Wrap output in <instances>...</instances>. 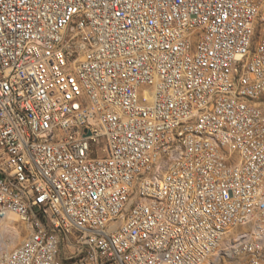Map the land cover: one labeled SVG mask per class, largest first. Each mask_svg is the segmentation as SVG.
<instances>
[{"label":"built area","instance_id":"1","mask_svg":"<svg viewBox=\"0 0 264 264\" xmlns=\"http://www.w3.org/2000/svg\"><path fill=\"white\" fill-rule=\"evenodd\" d=\"M262 0H0V264H264Z\"/></svg>","mask_w":264,"mask_h":264},{"label":"rangeland","instance_id":"2","mask_svg":"<svg viewBox=\"0 0 264 264\" xmlns=\"http://www.w3.org/2000/svg\"><path fill=\"white\" fill-rule=\"evenodd\" d=\"M264 32V0H262L260 8V22L258 23L257 34H262ZM20 224L13 218L10 222V227H6L2 232V238L5 241L3 248H14L16 247L22 239L28 234V232L21 228Z\"/></svg>","mask_w":264,"mask_h":264},{"label":"bare ground","instance_id":"3","mask_svg":"<svg viewBox=\"0 0 264 264\" xmlns=\"http://www.w3.org/2000/svg\"><path fill=\"white\" fill-rule=\"evenodd\" d=\"M3 230H5V229H3V227H2V228H0V233H1Z\"/></svg>","mask_w":264,"mask_h":264}]
</instances>
